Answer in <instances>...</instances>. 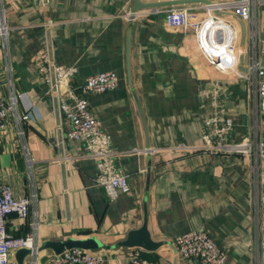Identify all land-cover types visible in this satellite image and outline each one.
Listing matches in <instances>:
<instances>
[{"label":"crops","instance_id":"obj_1","mask_svg":"<svg viewBox=\"0 0 264 264\" xmlns=\"http://www.w3.org/2000/svg\"><path fill=\"white\" fill-rule=\"evenodd\" d=\"M134 2L0 0L8 27L6 41L0 37V97L6 99L11 90L23 93L18 111L31 115L24 139L11 116L7 131L0 134V184L8 183L16 197L31 190L37 194L27 218L6 216V230L15 237L30 234L36 216L39 246L46 240L95 236L107 246L92 250L104 254V264H130L128 248L115 244L145 220L151 238L160 242L154 250L139 248L151 262L199 264L177 255L174 245L177 235L198 229L227 252L226 264H253L255 250L264 264V205L255 206L246 161L198 149L204 121L213 112L209 82L219 79L228 88L225 111L235 121L233 141L248 131L247 83L214 70L194 46L191 29L171 28L162 13L151 14L150 7L134 10ZM204 5L184 4L197 19L210 14ZM169 7L174 6L156 8ZM127 12H136V18L127 19ZM212 13L234 26L241 63L247 24L230 11L217 8ZM258 20L264 37V0ZM50 62L75 67V84L102 71L118 75L114 90L85 93L116 150L113 165L127 175L128 192L114 200L93 182L96 160L86 155L85 142L63 138L70 123L63 111H53L43 78ZM262 128L264 137V121ZM148 147L155 151L143 153ZM262 184L264 190V173ZM15 252L7 264H19ZM53 255L50 248L38 250L36 264H52ZM30 261L27 255L22 264Z\"/></svg>","mask_w":264,"mask_h":264},{"label":"built area","instance_id":"obj_2","mask_svg":"<svg viewBox=\"0 0 264 264\" xmlns=\"http://www.w3.org/2000/svg\"><path fill=\"white\" fill-rule=\"evenodd\" d=\"M263 0H234L222 3H206L204 6L210 14L201 19L193 17V12L185 7L174 6L166 10L151 8L150 13H162L165 25L185 31L192 30L194 46L202 53L205 60L218 73L229 76L226 79L245 80L247 83V100L249 124L244 138L239 141L230 139L234 127V118L225 111L227 86L222 80L214 79L208 89V100L213 112L204 121L202 134L203 145L198 149L208 154H233L242 157L250 170L251 190L256 208L264 205L262 175L264 173V64L262 55L264 37L260 31L258 10ZM230 11L246 25L247 51L245 60L238 58L237 32L227 20L217 18L211 12L215 9ZM127 19H135L136 12H127ZM8 27L0 10V37L5 42ZM3 42V43H4ZM10 67H7L9 70ZM76 68L50 62L47 64L43 78L49 85L52 109L63 111L70 123V129L63 136L65 141L83 140L87 156L96 160V172L93 182L104 188L110 200L128 192L127 175L113 165L116 150L111 146L110 135L102 127L100 120L89 108L85 93H104L114 90L118 85V75L112 70L88 75L83 82L74 83ZM228 81V80H227ZM232 82V81H229ZM229 84V83H227ZM24 94L11 90L6 99L0 97V134L7 131L11 116L18 136L24 139L26 120L31 118L29 111H18V102ZM180 148H185L180 144ZM148 147L143 153H153ZM27 168L31 172V161L26 158ZM37 194L16 197L11 186L0 184V264H7L13 250L27 248L31 252L30 264H36L38 244L36 242L37 220L30 221L32 232L15 237L6 230V216L16 213L27 218L30 208L36 204ZM260 228V227H259ZM257 237V235H256ZM175 251L183 259H195L199 264H226L227 252L214 242L205 230L192 229L174 238ZM127 258L130 264H157L143 258L138 247L128 248ZM253 264H263L259 250L252 254ZM104 254L80 247L65 248L54 253L52 264H104Z\"/></svg>","mask_w":264,"mask_h":264},{"label":"water","instance_id":"obj_3","mask_svg":"<svg viewBox=\"0 0 264 264\" xmlns=\"http://www.w3.org/2000/svg\"><path fill=\"white\" fill-rule=\"evenodd\" d=\"M194 2L210 3L208 0H158L150 2H142L141 0H135L134 10L140 8H154L158 6H176L190 4ZM262 63L264 64V50L262 55ZM128 78H130V67L127 62ZM160 242L154 241L147 229L146 222L142 223L139 228L129 230L125 239L120 240L116 245L124 246L127 248L138 247L144 250H154ZM80 247L87 250H96L107 247L100 242L95 236H88L85 238L69 237L65 240H46L40 246L38 245L37 251L50 248L54 253H60L65 248ZM110 247V246H109ZM31 252L27 248L17 249L15 252V258L19 264H22L24 258L30 255Z\"/></svg>","mask_w":264,"mask_h":264}]
</instances>
